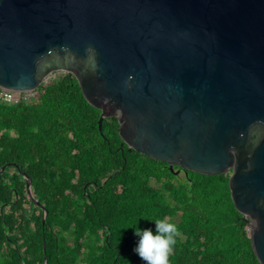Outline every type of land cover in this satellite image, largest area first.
<instances>
[{
	"label": "water",
	"instance_id": "95a60500",
	"mask_svg": "<svg viewBox=\"0 0 264 264\" xmlns=\"http://www.w3.org/2000/svg\"><path fill=\"white\" fill-rule=\"evenodd\" d=\"M60 73L101 111L100 133L114 117L174 176H227L264 264V0H0V89Z\"/></svg>",
	"mask_w": 264,
	"mask_h": 264
},
{
	"label": "trees",
	"instance_id": "16d2710c",
	"mask_svg": "<svg viewBox=\"0 0 264 264\" xmlns=\"http://www.w3.org/2000/svg\"><path fill=\"white\" fill-rule=\"evenodd\" d=\"M100 114L67 73L32 101L0 102V168L19 167L0 173V264H144L134 230L155 219L180 233L169 264H259L227 176H174L128 149L116 118L100 133Z\"/></svg>",
	"mask_w": 264,
	"mask_h": 264
},
{
	"label": "clouds",
	"instance_id": "9594fccd",
	"mask_svg": "<svg viewBox=\"0 0 264 264\" xmlns=\"http://www.w3.org/2000/svg\"><path fill=\"white\" fill-rule=\"evenodd\" d=\"M155 225V232L150 228L137 227L134 235L138 237L133 252L144 264H169V257L180 235L177 225L167 219L149 221Z\"/></svg>",
	"mask_w": 264,
	"mask_h": 264
},
{
	"label": "built area",
	"instance_id": "2783aa9c",
	"mask_svg": "<svg viewBox=\"0 0 264 264\" xmlns=\"http://www.w3.org/2000/svg\"><path fill=\"white\" fill-rule=\"evenodd\" d=\"M57 74H51L46 77L42 84L48 83L52 80ZM38 88H34L32 90H28L25 92H12L4 89H0V102L10 104V105H18L22 103H26L35 99Z\"/></svg>",
	"mask_w": 264,
	"mask_h": 264
},
{
	"label": "flooded vegetation",
	"instance_id": "af4514ba",
	"mask_svg": "<svg viewBox=\"0 0 264 264\" xmlns=\"http://www.w3.org/2000/svg\"><path fill=\"white\" fill-rule=\"evenodd\" d=\"M167 168H168V165H167ZM173 171L178 173L177 177L183 174V170L179 169L176 166H173Z\"/></svg>",
	"mask_w": 264,
	"mask_h": 264
},
{
	"label": "rangeland",
	"instance_id": "374dc122",
	"mask_svg": "<svg viewBox=\"0 0 264 264\" xmlns=\"http://www.w3.org/2000/svg\"><path fill=\"white\" fill-rule=\"evenodd\" d=\"M181 176V175H180Z\"/></svg>",
	"mask_w": 264,
	"mask_h": 264
}]
</instances>
